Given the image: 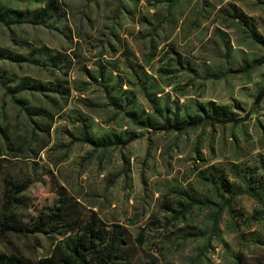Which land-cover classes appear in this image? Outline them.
Masks as SVG:
<instances>
[{"label":"rangeland","instance_id":"1","mask_svg":"<svg viewBox=\"0 0 264 264\" xmlns=\"http://www.w3.org/2000/svg\"><path fill=\"white\" fill-rule=\"evenodd\" d=\"M0 12L20 22L0 23V196L6 181H28L37 208L65 196L122 232L129 264H264V0H0ZM208 102L240 121L152 129ZM59 238L7 234L0 254L31 264Z\"/></svg>","mask_w":264,"mask_h":264},{"label":"trees","instance_id":"2","mask_svg":"<svg viewBox=\"0 0 264 264\" xmlns=\"http://www.w3.org/2000/svg\"><path fill=\"white\" fill-rule=\"evenodd\" d=\"M31 1L39 2L40 0ZM42 12H47V7L46 9L42 8ZM16 16L18 17L19 14L16 13ZM0 23L8 27L20 22L19 20L5 21L0 12ZM253 39L260 41V38L253 37ZM4 57L3 53L0 52V58L3 59ZM19 88L32 92L48 91L44 85L31 84L28 80H23L19 84ZM263 94V90L259 92L257 100ZM206 106L210 110V114L206 116L185 117L178 122H167L154 126L152 129L164 133L181 134L205 125L234 124L240 121V118H233L225 109L217 112L212 102H208ZM130 115L133 117V114ZM133 121L137 123L136 119ZM81 134L86 142L92 143L87 138L85 131ZM135 138V134L130 133L123 140L118 139L116 143L124 146ZM217 181L225 190L224 180L218 177ZM28 187V181H6V188L0 196V240L7 234L22 237L33 234L60 236L54 241L48 256L31 264H129L128 261H122L118 254L120 245L125 242L122 238V232L115 225H112L110 232H108L98 223L94 214L74 215L65 196L57 195L49 205L37 208L32 205L28 198L23 196ZM13 260L18 261L14 256L0 254V264H13Z\"/></svg>","mask_w":264,"mask_h":264}]
</instances>
